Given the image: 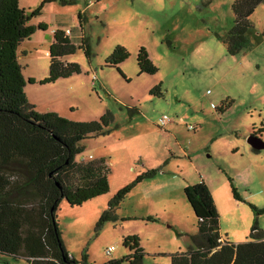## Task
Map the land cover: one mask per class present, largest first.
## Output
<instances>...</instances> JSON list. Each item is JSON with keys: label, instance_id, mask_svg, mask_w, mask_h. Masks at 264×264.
I'll use <instances>...</instances> for the list:
<instances>
[{"label": "rangeland", "instance_id": "rangeland-1", "mask_svg": "<svg viewBox=\"0 0 264 264\" xmlns=\"http://www.w3.org/2000/svg\"><path fill=\"white\" fill-rule=\"evenodd\" d=\"M233 1L19 0L26 12L42 4L31 23L46 24L18 46L25 79L48 75L56 29H69L76 45L84 37L90 51L89 57L83 48L63 57L78 63L79 73L26 84L28 101L39 112L74 121L112 117L108 132L82 140L75 158L103 157L109 191L79 206L62 200L56 211L62 243L76 260L83 252L92 264L120 258L128 252L123 237L136 234L143 264H170L168 254L187 250L197 232L183 188L201 181L211 192L223 239L245 241L255 222L264 231V149L254 152L248 142L253 129L263 128L258 137L264 143V3L250 16V48L229 55L223 39L233 25ZM117 46L130 55L109 65L106 59ZM141 46L156 73L139 72ZM158 84L159 91L153 90ZM151 169L157 172L125 196L117 219L96 229L115 192ZM251 204L262 213L256 215ZM148 216L156 221H146ZM0 264L30 263L0 255Z\"/></svg>", "mask_w": 264, "mask_h": 264}, {"label": "trees", "instance_id": "trees-1", "mask_svg": "<svg viewBox=\"0 0 264 264\" xmlns=\"http://www.w3.org/2000/svg\"><path fill=\"white\" fill-rule=\"evenodd\" d=\"M260 3L264 0L233 1V25L223 39L229 55L250 48L246 33L252 27L250 16ZM41 8L42 4L26 12L19 0H0V255L22 257L30 264H92L86 253L76 260L66 251L56 211L62 200L79 206L109 191L110 170L103 157L88 161L75 158L83 151L82 140L108 132L112 117L106 113L95 120L74 121L54 111L39 112L28 101L26 84L52 83L80 72L78 63L63 57L78 48L90 56L84 37L76 45L64 31L56 29L49 45L48 75L38 81L25 79L17 49L36 29H46L43 22L31 23ZM261 34L264 36V30ZM129 55L124 46H117L106 63L116 66ZM136 62L139 72H157L143 46L137 50ZM159 88L160 84L153 90ZM262 129H253L251 135L259 136ZM156 172L147 170L119 188L99 216L96 229L115 221L116 209L125 196ZM229 183L233 198L239 200L231 179ZM183 193L195 215L197 232L187 250L168 254L170 264H264V231L256 222L245 241L230 242L221 236L219 215L207 185L203 181L187 185ZM250 207L256 215L262 213L254 205ZM145 220L153 222L156 218L148 216ZM122 245L128 249L126 255L101 264H143L145 252L137 235L123 237Z\"/></svg>", "mask_w": 264, "mask_h": 264}, {"label": "water", "instance_id": "water-1", "mask_svg": "<svg viewBox=\"0 0 264 264\" xmlns=\"http://www.w3.org/2000/svg\"><path fill=\"white\" fill-rule=\"evenodd\" d=\"M248 142L250 143L252 148H255L257 150L264 149V143L258 136L250 135L248 138Z\"/></svg>", "mask_w": 264, "mask_h": 264}, {"label": "built area", "instance_id": "built-area-1", "mask_svg": "<svg viewBox=\"0 0 264 264\" xmlns=\"http://www.w3.org/2000/svg\"><path fill=\"white\" fill-rule=\"evenodd\" d=\"M64 32H65L66 35H69L70 30H69V29H66ZM166 119H167V117H166V116H163L162 118H160L159 122L164 123V121H165ZM112 249H113L112 246H111V247H108V248L106 249V253H107V254H110V252L112 251Z\"/></svg>", "mask_w": 264, "mask_h": 264}, {"label": "crops", "instance_id": "crops-1", "mask_svg": "<svg viewBox=\"0 0 264 264\" xmlns=\"http://www.w3.org/2000/svg\"><path fill=\"white\" fill-rule=\"evenodd\" d=\"M70 34V33H69ZM64 61H66V60H64ZM33 78V77H32ZM35 79V78H34ZM36 80V79H35ZM36 81H38V80H36ZM34 105V104H33ZM187 186V185H186ZM185 187V186H184ZM196 234V233H195ZM195 234H193L192 236H194ZM128 235H132V234H128ZM136 235V234H135ZM138 236V235H137ZM139 238V237H138ZM139 244H140V246H141V248L142 249H144V247H143V244L141 243V241H140V239H139Z\"/></svg>", "mask_w": 264, "mask_h": 264}]
</instances>
